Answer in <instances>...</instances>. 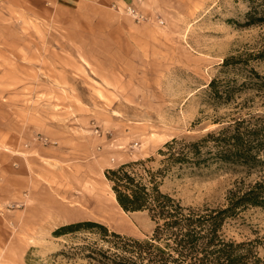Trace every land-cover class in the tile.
Listing matches in <instances>:
<instances>
[{
    "label": "rangeland",
    "instance_id": "rangeland-1",
    "mask_svg": "<svg viewBox=\"0 0 264 264\" xmlns=\"http://www.w3.org/2000/svg\"><path fill=\"white\" fill-rule=\"evenodd\" d=\"M148 1L152 17L142 22L113 5L0 9V155L18 173L0 181V264H102L90 257L92 246L109 248L99 229L55 236L72 223L152 237L150 214L126 212L113 197L106 174L125 164L140 163L136 172L156 174L162 192L194 209L222 207L237 185L264 182V166H170L162 154L173 139L200 141L264 116V56L223 65L264 54V25L243 26L249 0ZM214 79L236 87L232 100L214 98ZM223 232L259 241L264 257V208H246Z\"/></svg>",
    "mask_w": 264,
    "mask_h": 264
},
{
    "label": "trees",
    "instance_id": "trees-1",
    "mask_svg": "<svg viewBox=\"0 0 264 264\" xmlns=\"http://www.w3.org/2000/svg\"><path fill=\"white\" fill-rule=\"evenodd\" d=\"M249 4L243 26L264 25V0H249ZM263 56V53L232 55L223 65L226 69L238 68L248 65L250 57L258 59ZM252 72L260 78L255 69ZM210 88L215 99L229 102L236 87H222L214 79ZM166 148L162 154L164 163L170 166L201 167L216 160L250 169L263 167L264 116L249 114L239 117L200 141L173 139ZM204 148L207 151L204 152ZM138 164H125L117 170H109L106 176L112 182L116 199L124 211H147L150 214L156 223L152 237H124L94 221L62 226L55 236L99 229V236L109 248L92 246L90 257L102 264H264L259 241L238 242L227 239L223 232L226 222L246 208H264V182L248 187L237 185L229 192L227 203L222 207L194 209L162 192L156 174L147 171L144 176L136 172ZM163 172L165 169L159 173Z\"/></svg>",
    "mask_w": 264,
    "mask_h": 264
},
{
    "label": "crops",
    "instance_id": "crops-1",
    "mask_svg": "<svg viewBox=\"0 0 264 264\" xmlns=\"http://www.w3.org/2000/svg\"><path fill=\"white\" fill-rule=\"evenodd\" d=\"M108 5L116 6L119 10H124L130 6L136 9L146 18L151 16V13L149 14L146 11V7L151 6L149 5L148 0H0L1 10L5 8H11L13 10L19 9L21 7H28L33 9L34 11L37 10V12L41 14L48 12L50 10V6L65 12H74L75 9L77 10L85 7L91 8L95 11H101L103 10V8L108 7ZM155 17L158 18V16ZM161 21L164 22L163 19ZM11 161V164L6 163L8 165H5L3 156L0 155V181L1 179H17L18 173L14 174L15 162L13 159ZM45 169L50 171L48 167H46ZM45 179L54 178H52L51 175H48ZM11 188H13V186H11Z\"/></svg>",
    "mask_w": 264,
    "mask_h": 264
},
{
    "label": "built area",
    "instance_id": "built-area-1",
    "mask_svg": "<svg viewBox=\"0 0 264 264\" xmlns=\"http://www.w3.org/2000/svg\"><path fill=\"white\" fill-rule=\"evenodd\" d=\"M125 12L127 15L131 16L132 18H134L138 22H142V21L147 19L144 15L140 14L136 9H134L133 7H130V6L125 9ZM97 132H99V131H97ZM42 141L44 144H50V141L46 138H42Z\"/></svg>",
    "mask_w": 264,
    "mask_h": 264
},
{
    "label": "bare ground",
    "instance_id": "bare-ground-1",
    "mask_svg": "<svg viewBox=\"0 0 264 264\" xmlns=\"http://www.w3.org/2000/svg\"><path fill=\"white\" fill-rule=\"evenodd\" d=\"M114 199H115V201H116V203H118V201H117V199H116V196H115V193H114ZM119 205V204H118ZM113 220V219H112Z\"/></svg>",
    "mask_w": 264,
    "mask_h": 264
}]
</instances>
